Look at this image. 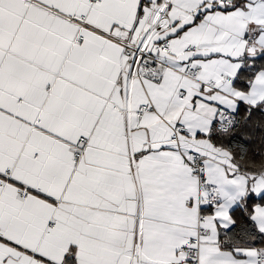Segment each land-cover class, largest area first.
Masks as SVG:
<instances>
[{"label":"snow or ice","instance_id":"obj_1","mask_svg":"<svg viewBox=\"0 0 264 264\" xmlns=\"http://www.w3.org/2000/svg\"><path fill=\"white\" fill-rule=\"evenodd\" d=\"M0 264H264V0H0Z\"/></svg>","mask_w":264,"mask_h":264}]
</instances>
